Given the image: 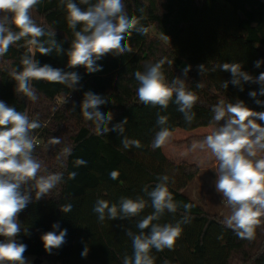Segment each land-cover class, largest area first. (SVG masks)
Masks as SVG:
<instances>
[{"label": "trees", "instance_id": "trees-1", "mask_svg": "<svg viewBox=\"0 0 264 264\" xmlns=\"http://www.w3.org/2000/svg\"><path fill=\"white\" fill-rule=\"evenodd\" d=\"M73 2L87 8L79 0ZM124 5L127 15L144 17L141 22L150 26V32L146 36L133 32L129 41L133 51L106 54L96 61L102 70L94 73L68 64L67 52L74 34L67 27L66 7L60 0H41L30 13L45 33H54L53 37L45 35L39 39L43 42L54 39L62 49L57 52L53 48L48 55L36 52L40 65L75 71L81 79L73 88L34 80L32 86L39 97L35 102L16 90L19 99L27 104L29 119L42 124L32 132L37 142L33 156L42 164L39 175L63 174L62 182L39 200L35 198L34 181L22 186L29 192L31 202L19 215L22 231L17 240L27 245L25 254L47 260L48 264H123L125 256L133 255L132 237L128 233L139 234L138 222L154 211L148 192L154 188L158 175L167 174L170 191L179 207L175 213L165 210L153 223L175 224L186 215L191 222L183 225V234L174 250H151L154 264H164L165 260L170 264H264V226L257 228L251 242L239 239L222 224L223 217L207 212L183 194L199 168L175 163L162 147L151 148L155 134L163 127L172 132L177 128L192 130L217 125L211 109L220 100L226 103L243 100L253 110L264 111V105L255 103L257 99L264 101V96L252 98L248 94L259 92L258 84L245 83L240 91L229 83L225 89L223 82L230 81L232 76L218 67L223 63H239L252 76L264 72V64L255 67V61H264V0H124ZM8 26L17 31L10 21ZM80 29L81 25H77L76 30ZM26 41L27 38H22L10 45L8 52L0 57V81L4 72L10 74L22 69L20 61L29 54ZM161 58L172 61L170 66L167 63L164 66L169 82L179 78L199 97L190 110L196 113L191 124L185 122L174 98L167 109L145 106L138 101L134 72L143 71L145 63ZM201 64L206 69L203 74L198 68ZM198 84L203 87H197ZM88 91L108 99V103L100 106L105 115L109 111L113 114L107 124L108 132H103L101 125V133L97 134L93 123L83 118L81 105ZM161 115L168 118L164 125L157 123ZM125 119L127 123H123ZM117 125H122L123 130ZM53 137L60 138L61 143L49 144ZM124 138L138 139L142 147L124 149L121 143ZM65 147L72 149L71 154L58 160ZM77 158L86 160V166L76 167ZM112 170L120 172L118 180L110 178ZM73 171L77 175L69 180L68 173ZM171 178L175 179L174 185ZM122 198H142L146 207L138 216L106 218L100 223L93 211L96 201L106 199L119 206ZM67 203L73 208L64 213L61 208ZM183 203L194 205L190 213H185ZM53 223L60 225L55 230L57 234L67 229V235L65 243L50 254L44 250L41 236L53 231ZM143 231L150 233L151 226ZM85 246L89 252L87 257H82Z\"/></svg>", "mask_w": 264, "mask_h": 264}, {"label": "clouds", "instance_id": "clouds-1", "mask_svg": "<svg viewBox=\"0 0 264 264\" xmlns=\"http://www.w3.org/2000/svg\"><path fill=\"white\" fill-rule=\"evenodd\" d=\"M41 3V0H0V57L9 50V46L27 38L28 53L20 63L21 70H13L10 75L17 82L16 90L35 102L39 99L37 92L32 86V81H46L67 85L69 88L76 86L81 77L75 71H64L54 68L50 64L40 65L35 58L36 52L48 55L53 51H62L54 39L47 42L39 38L47 35L53 37V32L45 33L44 29L32 19L31 11ZM66 7L67 27L73 30L74 40L67 52L68 64L72 68L84 67L88 73L102 70L96 64L106 54L115 55L132 52L129 43L133 32L140 35H148L150 26H145L141 21L143 16L125 13L124 0H79L82 9L73 0H60ZM143 12V9H141ZM17 29L13 31L8 22ZM77 25H81L80 30ZM45 43L48 46H45ZM172 64L171 60L161 58L156 62L145 63L143 71L134 72V79L138 86L136 95L138 101L145 106H159L167 109L169 103L180 105L179 111L184 114V120L191 124L196 113L190 111L197 103L199 97L188 89L185 82L179 78L169 82L165 71V64ZM264 61H255V67L259 68ZM218 67L225 72H230L232 79L222 84L227 88L229 83L239 87L243 91L245 83L258 84L259 92L251 91L249 96L256 98L264 96V72L258 76H252L243 71L239 63H223ZM203 74L206 69L203 64L198 66ZM189 68H184L187 75ZM215 71V68H213ZM197 87L202 88L203 84ZM108 103V99L91 91L85 92L81 105L82 115L85 121H90L95 126L97 134L108 132V122L112 120L111 111L105 115L100 111V106ZM115 103V101H113ZM258 105H264V101L255 100ZM214 113L212 119L215 122L225 120L219 127L211 129L204 135L203 140L193 144V148L207 150L215 161L217 179L215 188L223 197L225 206L230 210L224 216L222 224L232 230L241 240L251 242L256 237L257 228L264 226V111H255L248 107L243 100L235 103L220 100L212 106ZM167 116H158L157 123H167ZM259 121V122H258ZM123 123H127L125 119ZM42 127L37 119H29L25 112L18 111L0 100V264H30L25 258L27 245L19 242L17 237L22 228L19 222L20 213L31 202L28 191H22V186L34 181L35 198L39 200L49 194L62 182V173L39 175L42 164L33 156L37 146L32 132ZM122 131V125H117ZM171 139L168 128H161L151 143L153 150L161 148ZM49 144L61 143L60 138H50ZM124 149L132 147L141 148L138 139L124 138ZM70 147L63 148L57 159L71 154ZM75 166H86L87 161L81 158L75 160ZM77 173L69 172L68 179H75ZM112 180H118L120 172L112 170L109 173ZM154 188L148 192L151 198V206L154 211L140 220L137 224L140 233L132 237L133 255L125 256L123 264H154V257L150 254L152 249L162 252L165 249L174 250L177 241L183 234V225L191 222L190 216L186 215L175 224L153 223L164 214L165 210L175 213L179 205L174 200L169 188L170 177L167 174L158 175ZM175 184V179L171 178ZM147 191V187H145ZM146 207L144 199L133 200L122 198L119 206L110 204L106 199H98L93 211L97 219L103 223L106 218L115 220L118 217H135ZM185 213H190L194 205L183 203ZM71 203L64 204L61 210L64 213L72 211ZM151 226L150 233L145 234L144 229ZM59 223H53V231H48L41 236L44 250L52 253L53 249L60 248L65 243L67 229L60 230ZM26 231V230H25ZM222 238V237H221ZM87 246L81 252L82 257H87ZM164 264H170L165 260Z\"/></svg>", "mask_w": 264, "mask_h": 264}, {"label": "rangeland", "instance_id": "rangeland-1", "mask_svg": "<svg viewBox=\"0 0 264 264\" xmlns=\"http://www.w3.org/2000/svg\"><path fill=\"white\" fill-rule=\"evenodd\" d=\"M0 100L27 114V104L19 99L14 79L6 72L2 74L0 81ZM225 122L226 118L218 122L217 125L201 126L192 130L177 128L171 132V139L162 146L165 155L175 163L194 164L199 168L196 177L183 189V194L202 206L207 212L221 217L228 215L230 210L225 206L222 195L215 188L217 179L215 161L207 150L193 148L192 145L202 141L204 135L211 129L222 126ZM24 255L30 264H37V257L29 254ZM39 264H48V261L44 260Z\"/></svg>", "mask_w": 264, "mask_h": 264}, {"label": "water", "instance_id": "water-1", "mask_svg": "<svg viewBox=\"0 0 264 264\" xmlns=\"http://www.w3.org/2000/svg\"><path fill=\"white\" fill-rule=\"evenodd\" d=\"M42 261H43L42 259H40V258H38V257L36 258V263H37V264L41 263Z\"/></svg>", "mask_w": 264, "mask_h": 264}, {"label": "built area", "instance_id": "built-area-1", "mask_svg": "<svg viewBox=\"0 0 264 264\" xmlns=\"http://www.w3.org/2000/svg\"><path fill=\"white\" fill-rule=\"evenodd\" d=\"M22 191H24V189H22Z\"/></svg>", "mask_w": 264, "mask_h": 264}]
</instances>
